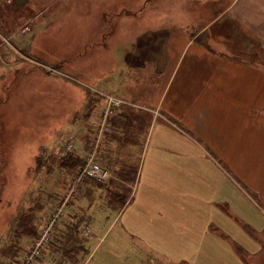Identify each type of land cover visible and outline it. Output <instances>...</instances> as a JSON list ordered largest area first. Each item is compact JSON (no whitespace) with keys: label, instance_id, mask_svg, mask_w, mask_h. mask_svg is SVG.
<instances>
[{"label":"crops","instance_id":"obj_1","mask_svg":"<svg viewBox=\"0 0 264 264\" xmlns=\"http://www.w3.org/2000/svg\"><path fill=\"white\" fill-rule=\"evenodd\" d=\"M119 1L124 15L119 11L112 18L116 12L112 5ZM149 1L100 0L107 4L91 43L103 45L105 63L100 66L109 69L92 75L90 86L107 93L118 84L124 87L121 98L126 103L118 120L124 119V158L133 157V147L139 150L138 162L114 161L112 180L106 183L84 178L80 170L57 166L50 172L42 166L45 177L37 192L52 191L51 202L62 201L65 196L56 195L62 185L72 198L67 205L78 202L72 207L73 217L74 211L82 213L81 221L89 223L81 206L86 202L90 211L99 208L117 214L116 222L128 207L142 204L136 193L143 167L150 161L157 207L168 208L175 216L179 212L187 227L195 225L188 213L201 212L194 218L203 226L189 231L195 242L224 240L228 232L243 243L258 242V230L254 237L247 231L239 234V221L254 226L264 221V0L258 4V0H228L211 12L220 0H168L145 9ZM120 23L124 29L120 27L118 36ZM257 38L259 46L251 43ZM86 44L84 49L91 47ZM86 130L90 135L92 129ZM150 145L157 150L152 156ZM129 166L138 168L134 177ZM234 226L237 230H231ZM206 252L199 247L188 258L207 264Z\"/></svg>","mask_w":264,"mask_h":264},{"label":"rangeland","instance_id":"obj_2","mask_svg":"<svg viewBox=\"0 0 264 264\" xmlns=\"http://www.w3.org/2000/svg\"><path fill=\"white\" fill-rule=\"evenodd\" d=\"M166 1L150 0L145 2V9ZM227 3L220 0L209 11ZM106 4L100 0H0V264H9L16 251L15 238L5 242L12 219L15 214L27 212L44 181L45 168L37 164L36 158L42 163L51 162L53 154L71 152L82 158L83 165L93 158L110 170L106 182L113 177L114 161L122 158L137 163L140 158L139 150L133 147V157L124 158V119L118 122L122 106L114 105L115 99L124 95V87L118 84L107 93L96 91L91 83L92 75L109 69L100 66L105 63V54L100 50L103 45L91 44L100 31V11ZM119 4L122 2L112 5L116 10L112 18H117L119 11L124 15V5L120 9ZM120 27L124 29V24L116 25L118 36L122 35ZM252 42L261 44L258 38ZM85 44L91 47L84 49ZM101 87L106 89L104 84ZM87 92L91 94V115L86 107ZM105 94L113 101L107 103ZM88 127L92 129L90 138ZM71 142L75 145L70 148ZM156 151L150 145L149 155ZM149 164L147 161L143 167L136 193V200L142 204L128 207L120 220L114 222L117 214L108 215L99 208L90 211L89 204L82 203L84 219L92 223L83 220L80 226L74 264H199L198 259L188 258L199 247L210 253L207 264H264V221L260 226L239 221V234L247 231L254 237L258 230V242L243 243L232 232L224 240L195 242L193 228L203 224L196 222L194 215L200 216L201 212L188 213L195 225L187 227L182 225L179 212L175 216L168 208L157 207L159 198L154 195ZM83 165L78 170L82 171ZM65 191L60 185L56 195L68 197L70 202L72 198ZM77 205L73 200L72 206H66V223L73 221L72 207ZM241 205H245L243 197ZM234 215L240 216L235 211ZM88 226L92 229L90 236L84 234ZM232 229L237 230V226ZM187 258L194 263L187 262Z\"/></svg>","mask_w":264,"mask_h":264},{"label":"trees","instance_id":"obj_3","mask_svg":"<svg viewBox=\"0 0 264 264\" xmlns=\"http://www.w3.org/2000/svg\"><path fill=\"white\" fill-rule=\"evenodd\" d=\"M90 95L91 94L89 92L85 93V98H87V102L89 103L86 105L89 113L92 112V105L90 104L91 102ZM87 135H88V138H90V135L89 134ZM84 138H85V134L83 135L82 139ZM49 159L50 158H48L47 160ZM36 161H37V164L46 166L50 172L55 170L57 166L60 170L65 169L66 171L70 169L72 171H75V170H78L83 165L82 158H78L77 156L74 155V153H71V152H67L66 154H61V155L53 154V158L52 160H50L51 162L45 161L44 163H42L41 160L39 161V158H36ZM129 170L131 173V177H134L138 168L137 166H134L132 168L130 167ZM87 178L97 182V180L95 179H92L89 177ZM124 196L125 198H122L123 203L124 201H126V197H127L126 195ZM52 197H54V192L43 190L40 192L37 198L31 201L32 203L29 206L27 212H22V213L20 212V214L18 215L15 214L16 218L12 219L11 224H10V230L5 236V242L9 241L12 238H15L17 242L16 251L13 257L11 258L10 262L16 259L18 252L23 247V244L26 241H30L32 238L34 239V237L36 236L37 225L40 221L41 213L44 210L46 204L48 203L47 200L51 199ZM80 215H76L74 211L73 221H71L69 224H66V226H62L56 229L55 231L56 244H55L54 249L57 255L60 256V262L62 264H74V261H75L74 256L77 254L75 249L77 248V244L80 243L77 235L78 234L80 235L79 228L83 222L79 218ZM25 221L27 222L23 223Z\"/></svg>","mask_w":264,"mask_h":264},{"label":"built area","instance_id":"obj_4","mask_svg":"<svg viewBox=\"0 0 264 264\" xmlns=\"http://www.w3.org/2000/svg\"><path fill=\"white\" fill-rule=\"evenodd\" d=\"M107 103L113 101L112 96H106ZM124 100L116 98L114 105H121ZM110 105V104H109ZM112 107L110 111H112ZM71 144L69 147L71 148ZM82 174L94 178L98 181H105L109 178L110 172L93 158H88L84 164ZM66 203L49 204L42 214L41 222L38 226L37 236L33 243L25 244L18 252L16 259L11 264H59V257L54 253L56 244L54 231L58 225L66 222ZM92 233L91 227L86 228L85 235Z\"/></svg>","mask_w":264,"mask_h":264},{"label":"water","instance_id":"obj_5","mask_svg":"<svg viewBox=\"0 0 264 264\" xmlns=\"http://www.w3.org/2000/svg\"><path fill=\"white\" fill-rule=\"evenodd\" d=\"M19 3L25 2V0H17Z\"/></svg>","mask_w":264,"mask_h":264}]
</instances>
